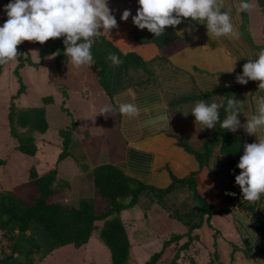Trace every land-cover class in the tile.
<instances>
[{
	"label": "crops",
	"instance_id": "obj_1",
	"mask_svg": "<svg viewBox=\"0 0 264 264\" xmlns=\"http://www.w3.org/2000/svg\"><path fill=\"white\" fill-rule=\"evenodd\" d=\"M10 2L13 0H0V12ZM248 2H252V9L241 13L239 19L235 18L233 8V22L240 32L238 39L224 36L212 40L207 34L206 25L192 21L180 24L176 30L180 32L191 28V34L184 31L182 37L177 33L180 40L162 50L151 41L144 30L134 25L132 17L136 11L132 10L133 13L127 21L122 20V15L120 18L114 15L117 27L109 33L101 32V35H107L110 39L108 41L123 53L134 52L144 61L152 62L153 72V75L146 78V85H116L118 92L114 97H110L100 85L98 71L92 64L79 67L76 71L81 75V88L74 85L76 83L69 85L65 80L61 81V77L65 75L63 67L68 62L62 65L61 74L58 73L55 63L56 75L49 79V91L55 105L48 104L47 110L57 106L63 98V129L72 127L74 130L67 149L68 157L50 166L46 164V159L43 161L42 172L56 169L59 178L68 183L69 192L65 190L55 195L54 201H65L71 205L85 194L94 196L97 191L90 187L85 177L95 167L115 165L126 176L148 189L144 194V201L154 197L151 192L158 193L150 213L146 216L151 215L152 219L158 221V225L161 224L158 232L167 237L166 240L170 234H187L190 226L198 225L191 232V247L178 256L177 264H264V202L257 206L258 201H243L241 189L235 183V177L239 173L220 146L215 147L203 166L185 148L188 145L195 150L201 149L204 140L213 130H201L199 125L196 127L195 117L190 111L197 101L212 103V99H215L221 106L225 101L227 105V101L234 98L241 103L244 113L249 115L256 112L257 97L264 96V91L258 92L259 82L249 81L246 85L236 83V76L242 75L243 66L249 62V58H257L256 54L264 50V0ZM226 3L234 5L235 0H226ZM35 44L25 41L21 45L30 55H39V43L36 46ZM101 51L113 64L108 59L113 54L111 50L101 46ZM45 63L46 58L38 68H34V81L39 80L38 72ZM8 65L0 75V86L10 82L17 84L14 68L8 71ZM234 67V72L229 73ZM9 75L13 76L12 79L8 78ZM32 86L36 84L33 83ZM192 95L198 99L182 102L186 97L190 100ZM43 99L44 97L39 101L36 99L38 106H31H41L45 101ZM120 103L137 105L139 114L135 117L119 114ZM3 106L5 109L2 114H6L7 118L9 105L4 103ZM106 106L112 109L107 117L101 115V109ZM184 113L189 114L185 116ZM244 113L238 115L241 125L247 122ZM160 116H166L167 122L159 120ZM235 133L248 141L257 142V138L248 135L243 127ZM60 151L59 146L53 148L50 157L55 160ZM216 155L218 157L214 166ZM191 176L196 179L198 193L215 211H221V214L201 216L200 204L190 198L183 202L191 208L189 214L176 215L171 210L170 214L167 212V200H160L159 197L168 196L176 188L183 190V183L180 182L173 188L175 180L180 181ZM121 218L128 230L124 216L121 215ZM128 236L130 238L129 233ZM93 238L99 240L97 236L91 239ZM91 239L85 246L74 248L84 259ZM188 240L185 237L181 243ZM178 248L179 245L175 244L169 246L160 259L161 264H172L171 260L175 255L173 252ZM59 252L63 253V247L53 251L38 264H56L57 258H61L58 256ZM86 264H92L91 260Z\"/></svg>",
	"mask_w": 264,
	"mask_h": 264
},
{
	"label": "trees",
	"instance_id": "obj_2",
	"mask_svg": "<svg viewBox=\"0 0 264 264\" xmlns=\"http://www.w3.org/2000/svg\"><path fill=\"white\" fill-rule=\"evenodd\" d=\"M192 21L191 19H184L181 24ZM178 26L166 28L165 34L159 37H155L147 29H144V33L162 50L180 40L176 32ZM64 39L62 37L49 40L43 45L39 43V63L32 60L29 52L21 44L17 49L20 55L14 60L18 65L13 74L17 78L19 86L16 94L11 97L7 121L9 123V136L17 141V146L14 149L25 154L21 155L30 160L29 178L33 181L35 191L28 197L21 196L19 188L0 191V235L10 243L8 246L11 251L8 255L3 253L1 264H38L53 251L69 245L79 249L96 235L110 250V264H131L129 262L131 241L121 215L125 208L140 204L141 197L147 193L148 189L126 176L120 167L105 164L93 168L85 177L90 187L97 191L94 196L90 194L86 197L85 194L71 205L49 200L69 189L68 183L59 178L56 169L51 168L42 172L40 169L43 168L44 162L37 161L40 147L36 136H44L49 132V122L46 118L47 105L52 104L53 97H44L43 100L45 101L39 107L17 106V99L26 92L24 88L27 89L21 76V71L26 66L38 68L47 55L54 54L58 73L61 74L62 65L67 62V57L64 55ZM101 46L111 50L122 62L118 66L111 64L101 51ZM91 53L93 56L92 65L98 71L97 79L110 97H114L118 92L116 85L120 83L146 85V78L153 73L152 62L144 61L134 52L123 53L103 35L95 38ZM5 67L6 65H0V75ZM234 90L237 91V87L234 86ZM190 97V100L189 97H186L182 102L198 99L193 95ZM226 108L225 101L219 108V122L211 134L206 137L201 149L195 150L188 145H185V148L203 166L215 147L220 146L240 174L237 165L243 155L244 145L254 142L220 127V122L226 118ZM73 130L72 127H69L57 131L58 141L56 145L61 148L58 156L60 161L68 157L67 149ZM5 162V160L0 159V172L4 171L5 168L2 165ZM46 164L51 165L49 162ZM4 179L6 178L4 177ZM179 182L183 183L182 186L184 187L185 185L188 186L190 196L200 204L201 211L199 214L201 216L208 215L210 217L222 213L215 211L213 206L198 193L194 176L180 181L175 180L173 188L180 184ZM97 199L104 202L103 209L97 208L100 204ZM98 222H102V225H97ZM197 228L198 225H192L188 228L187 234L171 235L164 242L160 251L154 253L149 259L147 258L145 262L135 264H157L158 259L162 258L167 248L172 244L179 245L171 260L172 264H177L178 256L183 253V250L186 251L191 247V232ZM20 233H29V238L15 244ZM185 237L189 240L181 243ZM15 254H17L16 257L8 260L10 255ZM185 254L187 255V253Z\"/></svg>",
	"mask_w": 264,
	"mask_h": 264
},
{
	"label": "clouds",
	"instance_id": "obj_3",
	"mask_svg": "<svg viewBox=\"0 0 264 264\" xmlns=\"http://www.w3.org/2000/svg\"><path fill=\"white\" fill-rule=\"evenodd\" d=\"M138 3L137 13L132 17L133 23L140 30L147 29L155 37L164 35L166 28H175L184 19H191L206 25L207 34L212 40L224 36L238 39L240 32L233 22V8L236 19L241 13L252 9L248 0H235L234 5L227 4L226 0H138ZM4 11L7 20L0 26V65L14 61L20 55L18 46L25 41L43 45L62 37L65 38L64 55L68 64L76 68L91 65V48L95 38L101 35L100 29L109 33L117 27L108 0H13L5 6ZM131 15L129 10H125L121 18L127 21ZM184 31L191 34L192 29ZM184 31L177 33L183 37ZM256 57L249 58V62L244 64L242 75L236 76V83L246 85L249 81L259 82L260 92L264 91V50ZM108 59L117 66L122 62L115 54H110ZM234 70L235 67L228 72ZM240 105L234 98L228 100V115L220 122V127L233 133L243 127L248 135L257 138V142L244 145L237 165L240 174L235 177L243 201L251 203L259 201L264 194V96L257 97L254 114L246 115ZM219 107L215 102L197 101L190 111L195 117L196 127L199 125L201 130L214 128L219 122ZM139 111V107L133 103H120L118 107L119 114L128 117L137 116ZM111 112L112 109L107 106L101 109V115L105 117ZM241 112L247 118L243 125L238 119ZM188 114L184 113L185 116ZM158 119L167 122L166 116ZM217 157H214V166Z\"/></svg>",
	"mask_w": 264,
	"mask_h": 264
},
{
	"label": "rangeland",
	"instance_id": "obj_4",
	"mask_svg": "<svg viewBox=\"0 0 264 264\" xmlns=\"http://www.w3.org/2000/svg\"><path fill=\"white\" fill-rule=\"evenodd\" d=\"M249 3L251 4L252 2ZM108 7L110 8L112 14L115 15V17L119 16L120 18V15H122L125 10H129L131 13H133L132 10H134L137 13V10L139 8V3L138 0H108ZM136 13L134 15H136ZM100 31L103 32V29H100ZM105 38L109 39L107 35L105 36ZM31 56L34 59L33 61L39 63L40 61L39 55H31ZM47 56L45 57L46 58L45 66L42 67L38 72V74L40 73V76L38 77L39 79L38 81H34L33 79L34 77L33 67H26L21 71L22 80L25 86L27 87V89L24 88L26 92L22 93L20 97L17 99V104H18L17 106L33 107L31 106L32 104L34 106H38L35 103L36 99H38L39 101L43 97L49 95L53 97L50 93L51 91H49V89L51 88V85L49 84L50 83L49 79L51 77H55L56 75V71H57L55 67L56 60L54 55L51 58H47ZM17 65L18 64L16 61H12L9 63L7 70L10 71L12 67L15 70ZM77 69L78 68L71 66L70 64L65 65L63 67L65 75L61 77V81L63 82V80H65L66 83L69 85L76 83L74 85L82 88V85L80 83L81 75L78 72H76ZM5 75L7 76V74ZM12 77L9 75L8 78L12 79ZM15 79L17 80V78ZM16 83H17L16 85H13V83L10 82V83H6V85L0 86V159L6 161L5 164L2 165V167L5 168L4 171L0 172V191L7 189L13 190L14 188L15 189L19 188L20 190L19 194L23 197H28L29 195L33 194L35 191L33 187V181L29 178L30 160L25 159L21 155L23 153H20L16 149H14L17 146V141L11 138V136H9V126H8L9 123L6 118V114H2V110L5 109V107L3 106L4 103H7L10 106L11 97L12 95L16 94L18 90L19 83L17 81ZM33 83H35L36 86H32ZM61 100L57 104V106L52 107L51 110H47L48 112L46 118L49 122V127H50L49 132L44 136H39V137L36 136L38 139L37 140L38 145L40 147L39 150L40 154L37 156V161L39 162H43L45 159H46L45 162L46 163L49 162L50 164L55 162L58 164L59 162H62V160L61 161L58 160V157L55 160H53L50 157L52 154V149L55 147L57 148L56 145L58 141L57 131L63 128V98ZM212 101L216 103L215 99H212ZM50 105H55L54 100ZM48 147H50L51 150L48 149ZM5 176L8 177L4 179ZM182 188L184 189L181 190L179 188L178 190L176 188L172 190L168 196L159 197L160 200L161 198L167 200L168 202L167 212L169 214H170V210L172 214H176V215L189 214L191 212V208L188 206V204L187 203L183 204V202L187 198H190L192 200H194V198L190 196V190L188 189V186L185 185V187L182 186ZM151 193L153 194L154 197H149L147 200L144 201L143 199L145 198L143 196L141 197L140 204L134 205L132 207H127L122 212V216H124L125 222L127 224L126 226L128 227L127 231L130 235L129 239L132 243L130 247V258H129V262L131 264L145 262L148 257H151L154 253L162 249L164 240H166L167 238L161 236L158 232V228L160 227L161 224L158 225V221L156 222L155 218L152 219L151 215L149 216L150 218L146 216L150 213L149 211L150 208L152 207V203L155 201L157 192H151ZM86 196L88 195L86 194ZM59 197H56V199H58ZM151 198L153 199L151 200ZM49 200L54 201L55 199L51 197ZM97 201H99L100 203L97 206V208L99 210L103 209L105 205L104 202L101 201L100 199H97ZM63 203L68 204L65 201ZM154 211L156 213V210H153V212ZM137 223L141 227H139V225L137 226L136 225ZM97 225L101 226L102 222H98ZM173 234H170V236ZM170 236L168 237V239L170 238ZM9 244L10 243L4 240L0 235V264L2 262L1 259L3 258L2 256H4L3 253L5 255L11 253L10 248L8 246ZM90 244L91 245L89 246L88 254L85 255L86 256L85 259L82 258L81 254H78L74 250L73 246L71 245H69L68 247L64 246L63 253L59 252L58 254V256L61 258H57L56 264H86V262L87 261L89 262L90 260L92 264H110L109 248L107 246H104L96 238L91 239ZM16 256L17 254L14 255V257ZM185 256H188V253L187 255L185 254ZM81 261L84 262L80 263ZM46 264H51V263L48 262ZM157 264H161L160 259H158Z\"/></svg>",
	"mask_w": 264,
	"mask_h": 264
},
{
	"label": "water",
	"instance_id": "obj_5",
	"mask_svg": "<svg viewBox=\"0 0 264 264\" xmlns=\"http://www.w3.org/2000/svg\"><path fill=\"white\" fill-rule=\"evenodd\" d=\"M263 202H264V194L261 195V198L258 201L257 206H260ZM28 238H29V233H20L15 240V244H18V243H20L23 240L28 239ZM13 258H14V255H10L8 260H12Z\"/></svg>",
	"mask_w": 264,
	"mask_h": 264
},
{
	"label": "built area",
	"instance_id": "obj_6",
	"mask_svg": "<svg viewBox=\"0 0 264 264\" xmlns=\"http://www.w3.org/2000/svg\"><path fill=\"white\" fill-rule=\"evenodd\" d=\"M6 20H7V15L5 11H1L0 12V26H3Z\"/></svg>",
	"mask_w": 264,
	"mask_h": 264
},
{
	"label": "bare ground",
	"instance_id": "obj_7",
	"mask_svg": "<svg viewBox=\"0 0 264 264\" xmlns=\"http://www.w3.org/2000/svg\"><path fill=\"white\" fill-rule=\"evenodd\" d=\"M241 129V128H240Z\"/></svg>",
	"mask_w": 264,
	"mask_h": 264
}]
</instances>
